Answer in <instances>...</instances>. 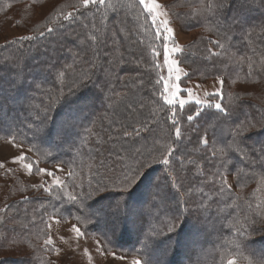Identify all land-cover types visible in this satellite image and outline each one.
<instances>
[{
	"label": "trees",
	"instance_id": "obj_1",
	"mask_svg": "<svg viewBox=\"0 0 264 264\" xmlns=\"http://www.w3.org/2000/svg\"><path fill=\"white\" fill-rule=\"evenodd\" d=\"M213 2L164 3L171 24L181 33L191 35L182 47L183 53L176 54V58L183 67L201 69L190 80L181 79L182 86L221 76L225 80L224 102L231 101L235 109L231 122L261 121L264 119V7L232 0L222 10L226 21L238 17L250 33L230 34L229 41H221L226 43L225 52L212 43L220 38L209 7ZM109 3L118 5V13L103 6L99 11L95 6L84 9L80 0H0V36L10 15L18 18L16 28L22 31L20 37L0 43V138L16 135V142L27 144L35 152L47 151L50 156L44 157L48 163L72 168L66 185L74 187L38 195L13 174L10 185L0 174V264H52L47 258L50 249L43 246L49 233L47 219L62 214L66 206L78 211L83 231L99 232L111 247L136 250L148 264H186V259L197 255L198 247L205 250L203 258L209 256V261L217 260L220 252H230L247 264L250 260L252 264H264V163L258 158L255 162L242 160L237 153L229 154L224 167L219 166V161L213 167L208 159H202L210 157L213 145L221 147L228 139L217 131L207 148L199 143L206 127L204 123L217 115L214 108L206 109L191 125L181 120V140L176 141L174 136L166 138L170 106L162 98L164 78L160 61L164 59L165 40L157 35L151 15L138 0H109ZM105 12L103 43L96 48L103 69L93 68L91 64L80 63L81 56H92L91 41L80 44L60 37L64 31H72L74 35L82 33L83 39L93 30L92 23L100 24L101 14ZM68 13H75L71 23L63 21V15ZM49 28L56 31L49 33ZM41 32L45 33L43 37ZM25 36L33 39H21ZM67 48L77 55L69 56ZM209 49L221 55L212 56ZM65 64H74L77 72L84 69L94 75L67 93L58 104L52 103L49 97L58 96L60 89L67 92L71 83V70L63 84L57 79L60 70L57 67ZM130 102L138 109L137 102L147 105L146 109H140L145 114L149 110L157 112L158 127L153 124L156 130L147 134V145L151 147L155 140L161 151L165 144L172 145L176 151L170 165L146 166L129 190L120 191L114 188L121 187L122 177L119 167L111 170L114 157L109 149L113 144L111 137L120 127L114 121L120 119V113L127 114ZM49 104L51 108L44 114ZM188 107L183 113L177 108L178 115H186ZM161 108L164 110L159 111ZM37 110L44 114L43 130L34 133L28 125L41 123L34 119ZM137 118H143L139 112ZM243 142L259 153L264 148V128L257 125L244 135ZM193 159L202 171L187 163ZM181 160L185 161L182 170ZM126 165L135 166L136 161L127 159ZM169 172L178 173L176 182L167 176ZM98 182L107 184L109 189L83 201V208L69 199L70 195L79 197L91 191ZM163 184L166 187L162 191ZM222 185L224 192H220ZM155 191L162 192L160 198L164 201H158L159 196L154 199ZM158 203L163 211L153 218ZM170 204L177 209L172 210ZM105 210H111L110 214ZM177 217L174 230L167 232L166 225ZM113 222L117 239L113 237ZM153 229L160 234L149 236ZM2 253L6 254L2 256Z\"/></svg>",
	"mask_w": 264,
	"mask_h": 264
},
{
	"label": "snow or ice",
	"instance_id": "obj_2",
	"mask_svg": "<svg viewBox=\"0 0 264 264\" xmlns=\"http://www.w3.org/2000/svg\"><path fill=\"white\" fill-rule=\"evenodd\" d=\"M139 3L143 5L147 12L152 16V23L157 27V35L161 36L162 33L160 31L161 25H163V32L167 33V35H163L162 38L164 40H173L176 32L175 29L170 26L171 21L168 19H164L157 22V15L156 10L162 8L163 5L156 3V0H139ZM232 3V0H214V2L209 5L210 9L213 11V22L216 25L217 33L219 35V39L212 41V43L221 50L227 51L226 43L221 41H229L232 36L230 34H234L239 32L241 34L250 35L247 33V28L242 27V20L238 17L232 18L230 21H226L223 17L222 10L227 8L229 4ZM244 4L247 5H256L264 7V0H243ZM80 6L84 9H90L91 6H95L97 11H99L100 7L103 6L106 9H111L113 13H118V5L109 3V0H80ZM55 6H53V10ZM80 15H84V12H80ZM164 16H167V12L161 13ZM101 22L99 25L92 23L91 30L87 36L81 39L82 33L73 34L72 31H64L61 34L60 39L63 40L65 38L72 39L75 42L80 44L85 43V41H91L92 43L89 44V48H92V56H81L80 63L81 64H91L93 68H101L103 69V65L99 63L97 60V52L96 48H99L100 45L103 43V21L107 18V14H101ZM75 19V13H68L63 15V21L71 23ZM262 25H264V21H262ZM63 28V24L60 25ZM85 28L88 26L85 25ZM49 33L56 31L55 28L47 29ZM45 35L44 32L40 33V36L43 37ZM23 40H31L33 37L25 36L21 37ZM7 46V45H5ZM69 56L75 57L72 52L71 48L66 49ZM183 48L179 45L173 43L171 48L168 47L167 44L164 45V63L168 66L167 71L170 74L173 72L180 73L182 75H176L175 80L180 81L181 79H188L190 80L192 75L199 74L201 69L200 68H188L182 66V62L179 59L172 58L170 59V55L175 56V54L183 53ZM212 56H220V52H214L211 49L208 50ZM205 60L208 57H204ZM243 59V57H241ZM75 62V61H74ZM60 70L57 72V79L60 81L61 84L64 83L66 74L68 70L73 72V76L71 79V83L67 85V92L63 89H60V93L56 97H49L52 103H59L60 100L67 94L72 92L75 89H78L82 86L85 82L90 81L93 78L94 73L81 69L79 72L76 71L74 64H65L62 67H57ZM20 71H16V75L19 77L21 76ZM218 82L221 85V88L214 93H205V95H210L214 99L211 101L201 100L198 96L195 95L191 88H182L178 83L169 84L167 80L164 81L163 86V93L162 98L167 106H170V115L167 116L168 121V128H167V136L166 138L170 139L173 136L175 140H181L183 137V131L181 127V120L187 121L189 125L193 122H197V119L201 117L202 113L208 108H214L217 112L215 118L208 120L204 125L203 135L199 137V143L204 145L205 148L209 146V142L214 136V133L219 131L220 134L228 137L226 142H223V146L215 147L213 145L210 157H202V159H208V162L212 164L213 167L216 166L217 161H219V166L224 167L228 164L229 154L230 153H237L240 155L242 160H248L249 162H255L258 158L259 161L264 163V148L259 150L257 153L256 149H250L245 146L243 142V137L249 131L257 128L259 125L260 128H264V119L261 121H256L253 123L251 120L244 119L239 121L238 123L231 122V116L235 112V109L231 103V101L227 104L224 102L225 93L223 91V85L225 80L221 76H217ZM159 83V81H158ZM180 93H186V98L180 95ZM237 99L242 100L243 98L237 97ZM139 103V109L137 108L135 103H131L127 106L129 111L127 114L120 113V119L118 121H114V123L118 122L120 127L116 132L114 137H111L113 144L112 147L109 149L110 155L114 157L113 164L111 166V170L115 171L117 167L120 170V184L121 187L114 188L120 191H127L129 190L133 184L136 183L137 178L141 175L142 170L146 166L152 165V163H163L164 165H170L173 158V153L176 151L170 144L163 145V151H161V147L157 146L155 140L151 147L147 145V140L149 139L148 133L154 132L156 129L153 127L155 123L158 127L157 121V112L149 110L147 114L145 112L140 111V109H146L147 105L143 102ZM186 105L188 107L186 115H178L177 108H179L180 113H183L185 110ZM51 108V104L45 109L44 114L48 113ZM164 109L161 108L159 111H163ZM139 112L140 118H137V113ZM43 115H40L39 110H37L36 116L34 119L41 123L38 124H29L28 127L33 129L34 133H38L42 131V123H43ZM131 129V130H129ZM212 133V136H209V133ZM19 133H17L18 135ZM11 137L9 142L15 147H22L21 144L16 142V135H8ZM7 138V137H6ZM139 145V146H138ZM34 149L30 148L29 151H33ZM159 153V155H156ZM13 161H26L28 157L21 152L19 156H14ZM131 159L136 161V165H126V160ZM185 161H180V168L183 169ZM187 163L197 166V171H202V167L197 165L196 160H189ZM3 163H0V167H3ZM25 167L31 173L33 168V163L25 164ZM39 173L46 174L51 177H55L54 172H50L44 168H37ZM220 173H213V175H219ZM167 176L173 181L176 182L178 180V173L173 175L171 172L167 173ZM57 183L59 181L57 180ZM226 184V181L224 182ZM230 188V186H229ZM109 189L107 184L98 182L97 185L91 189V191H86L81 193L78 197L76 195H70L69 199L72 202L77 203L81 208L84 207L83 201L87 199H91L94 195L98 192H104ZM203 190L201 189V192ZM225 187L222 185L220 188V192H224ZM158 197V196H157ZM157 197H154L156 200ZM186 201H185V209H186ZM203 203V201H201ZM119 207V205H118ZM80 217L78 216L77 219ZM179 217L176 218V221H172L170 224L166 225L167 232H172L174 230L175 224L178 223ZM58 222V221H57ZM255 224V221H252ZM73 231L77 233V238L83 237L86 235L78 226L73 225ZM160 233L157 232L155 229L152 230V233L149 236L159 235ZM63 239V237H61ZM45 244L51 246L53 241L51 237H49ZM98 251L105 253L107 250L100 245V242L97 241ZM85 253L87 254V249H85ZM112 257L113 260H121L124 259L122 256H118L116 252L107 253ZM132 264H144L143 259H134ZM226 264H237L236 258H230L226 261ZM250 264L252 261L250 260Z\"/></svg>",
	"mask_w": 264,
	"mask_h": 264
},
{
	"label": "rangeland",
	"instance_id": "obj_3",
	"mask_svg": "<svg viewBox=\"0 0 264 264\" xmlns=\"http://www.w3.org/2000/svg\"><path fill=\"white\" fill-rule=\"evenodd\" d=\"M169 0H156V3L163 5L162 8L156 10L157 22L164 19H169V14L167 16L162 15L161 13L167 12L164 3ZM139 2V0H138ZM143 6V5H142ZM144 7V6H143ZM145 8V7H144ZM146 10V8H145ZM147 11V10H146ZM151 15V14H150ZM152 18V16H151ZM17 17L10 15L7 17V21L4 27V34L0 36V43L4 42L7 39H13L20 37L22 31L16 28ZM156 26V25H155ZM172 28L175 29L176 35L173 40H165L163 43V53H164V45L167 44L169 48L173 46V43L179 45L181 48L191 39V35H185L180 32L178 27L170 24ZM160 31L163 35H167V33L163 32V25H161ZM170 59L176 58L175 56L170 55ZM177 59V58H176ZM161 61V69L162 76L164 81L167 80L169 84L178 83L182 88H191L196 96H198L201 100L210 101L212 96L205 95V93H214L221 88V85L218 82V79L211 80L205 83H201L198 81H190L188 84L183 87L181 81H176V75H182L180 73L173 72L171 74L167 71V65L164 63V59L160 58ZM181 96L186 98V93H180ZM11 138L1 139L0 138V163H3V167H0V174L6 179L7 184L10 185L12 182V174L20 179L23 183L29 184L32 187L33 191H36L38 195H42L43 193L48 194L51 191L59 190L63 191L66 189H72L73 186L66 185V181L71 174V169L69 166H65L62 164H53L48 163L45 159V155L50 156L47 151L43 153H37L34 150L29 151L30 147L23 142H19L22 147L13 146L9 140ZM76 139L73 140V143H76ZM18 143V142H17ZM23 152L28 160L26 161H13L14 156H19ZM44 154V155H42ZM33 163V168L31 173L25 167V164ZM37 168H44L50 172L55 173V177L48 176L43 173H39ZM57 180L59 183H57ZM233 183L230 184L232 186ZM166 187V184H163L161 190L163 191ZM162 192L155 191L154 195L159 196L158 201H164V199L160 198ZM71 194V193H70ZM157 201V202H158ZM159 205V203H158ZM173 209L176 210L177 207L175 205L170 204ZM67 209L62 214L57 213L55 216L47 219L48 225V237H51L53 244L48 246L45 244V240L43 246L50 249V254L48 255V259L52 264H132L134 259H143L144 264H148L145 261L144 255L135 251H127L126 248L118 249V247H111L107 244V240L103 239L99 232L93 233L91 230L83 231L82 228V220H78L79 216L78 211L75 209H70L66 206ZM149 209V208H148ZM163 211V207L159 205L157 206L156 211L153 213V218L158 216V212ZM110 214V211H106ZM167 215V214H166ZM164 216V215H163ZM162 216V217H163ZM161 217V218H162ZM167 216H164V218ZM58 221V222H57ZM164 222V219H163ZM73 225L78 226L83 232L86 233L85 236L77 238V233L72 230ZM113 230V237L117 239V227L116 224ZM116 235V236H115ZM63 237V239H61ZM97 241L100 242V245L103 246L107 251L102 253L98 251ZM215 240H213L214 242ZM85 249H87V254L85 253ZM212 249V248H211ZM116 252L118 256L124 257L121 260H113L110 255L107 253ZM170 251V247L167 248V252ZM197 255L189 257L186 259V264H226V261L230 258H236L237 264H247L246 261L236 257L233 253L227 252L218 255L217 260L214 261L208 260L207 258H203L205 254V250L202 247L197 248ZM256 251V250H254ZM208 252H210L208 250ZM6 253H2V256ZM180 259H183L182 257ZM164 260V258H163ZM166 261V260H165ZM164 261V262H165ZM201 261V262H200ZM204 262V263H203Z\"/></svg>",
	"mask_w": 264,
	"mask_h": 264
}]
</instances>
